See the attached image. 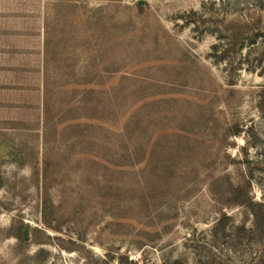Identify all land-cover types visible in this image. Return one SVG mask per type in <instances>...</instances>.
Returning <instances> with one entry per match:
<instances>
[{
	"label": "rangeland",
	"instance_id": "rangeland-1",
	"mask_svg": "<svg viewBox=\"0 0 264 264\" xmlns=\"http://www.w3.org/2000/svg\"><path fill=\"white\" fill-rule=\"evenodd\" d=\"M212 2L0 0V264H264V37L212 50L264 11Z\"/></svg>",
	"mask_w": 264,
	"mask_h": 264
},
{
	"label": "trees",
	"instance_id": "trees-1",
	"mask_svg": "<svg viewBox=\"0 0 264 264\" xmlns=\"http://www.w3.org/2000/svg\"><path fill=\"white\" fill-rule=\"evenodd\" d=\"M243 1H253V3H248V2H243ZM264 3V0H219V2H212L211 6H213L216 11L219 10L223 16H226L227 14H230L232 12L230 11H226L227 8H230V6L235 5L237 7V5L241 4H249L247 7L248 10H250L249 8H256L257 6H259V10L260 11H264V9H262L261 5ZM261 6V7H260ZM237 9V8H236ZM235 12V11H233ZM259 21H261L260 17L258 19V22L253 23L252 28L248 27L247 24H241L236 26L231 25L232 27H225L223 26L222 29L224 31V34L222 33V31H219L220 34L216 35V40H217V44H214L212 46V50H213V54L215 55L214 57L216 59H219L218 61H224L226 60V56L231 57L232 59L239 56V58L241 59V53L242 50L244 49V37L246 35H248L249 33H254L253 37L256 36H260V37H264V26L261 27V29L255 28L257 25H259ZM222 25H224V20H222L221 22ZM240 24V23H239ZM261 31V32H260ZM230 33V34H228ZM240 52V53H239ZM228 57V58H229ZM232 63V61H231ZM263 98V101L259 103L258 108H263V110L261 109L260 113L262 115H264V94L261 97V100ZM247 197V196H246ZM250 211H251V215L253 217V221H254V226H258L262 220L261 217V211L258 210L260 208V204L254 202L252 199L249 200V198H246L243 202H242ZM228 218L223 215L216 223L215 225V232L218 233V231L220 229H222L223 227V222L224 220H227Z\"/></svg>",
	"mask_w": 264,
	"mask_h": 264
},
{
	"label": "water",
	"instance_id": "water-1",
	"mask_svg": "<svg viewBox=\"0 0 264 264\" xmlns=\"http://www.w3.org/2000/svg\"><path fill=\"white\" fill-rule=\"evenodd\" d=\"M26 237V234H24V238Z\"/></svg>",
	"mask_w": 264,
	"mask_h": 264
}]
</instances>
